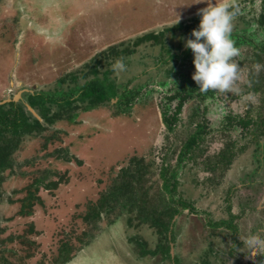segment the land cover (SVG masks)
<instances>
[{
  "label": "rangeland",
  "instance_id": "374dc122",
  "mask_svg": "<svg viewBox=\"0 0 264 264\" xmlns=\"http://www.w3.org/2000/svg\"><path fill=\"white\" fill-rule=\"evenodd\" d=\"M262 4V0H1L0 105L22 103L28 116L42 121L29 105V92L78 90L94 77L90 70L97 56L110 57L116 48L128 45L130 54H113L103 61L99 76L111 70L108 79L121 92L124 88L139 92L126 114H119L117 100L88 112L75 109L69 112L77 114L74 123L58 121L15 152L13 171L6 170L2 187L3 197L15 202L4 199L0 205V230L5 231L0 240L15 235L34 244L24 245L19 238L9 242L5 256L10 264H57L65 244L77 250L69 264H193L192 260L264 264V137H259L258 125L244 131L228 120H236L234 125L241 118L264 120V106L260 108L264 94L251 91L249 82L264 75V55L255 48L264 46V26L258 23ZM233 6H238V13L231 11ZM196 18L199 26L178 29L174 38L167 34L164 46L130 44ZM221 35L240 42L226 43L219 40ZM201 36L210 42L207 55L215 52L214 41L223 47L210 61L169 57V50L182 54ZM224 66L231 73L221 80L215 70ZM197 74L202 78L198 80ZM196 82L200 94L186 103L176 130L169 132L162 113L169 105L172 113L179 100L168 103L167 96ZM16 110L10 109L12 116ZM198 124L208 126L207 133L185 157L183 147ZM55 134L59 139L44 147ZM227 144L235 145L234 155L226 152ZM67 151L75 158L59 159L66 158ZM224 156L232 161L228 167L222 163ZM137 160L149 164L147 172L141 164L144 178L138 197L147 194L151 207L163 201L170 204L160 175L166 166L168 178L174 171L177 175L171 180L178 183L173 199L188 205L175 204L180 214L173 220L176 241L169 258L142 254L155 251L160 241L136 217L134 227L128 225L136 207L122 212L120 206L109 216L104 213L102 221L86 220L101 197H112L121 176L131 181ZM35 172L48 180L67 179L57 189H41L42 203L32 216L19 217V200L26 195L21 191L31 185ZM132 182L137 187L138 182ZM33 226L36 233L30 232Z\"/></svg>",
  "mask_w": 264,
  "mask_h": 264
},
{
  "label": "trees",
  "instance_id": "16d2710c",
  "mask_svg": "<svg viewBox=\"0 0 264 264\" xmlns=\"http://www.w3.org/2000/svg\"><path fill=\"white\" fill-rule=\"evenodd\" d=\"M262 3V13L258 18V23L261 25V27L264 26V0H262ZM237 8L238 6H233L231 11L234 13H238ZM200 24V20L196 18L193 19L191 24L188 25L180 24L172 29H166L160 32H150L139 37L135 42L130 44H132V46L134 47H138L145 43H151V45L153 46H164L167 43V40H169L167 34L170 33L171 35L169 37L174 38L175 31H177L178 29L190 30L196 26H199ZM202 29L209 30L210 28L204 27ZM228 39H230L228 35H221L219 38V40H224L226 43L234 42L235 44H237L240 42V40ZM207 41L208 39H206L205 37H197L188 45V47L182 54H180V52L172 53L173 50H169V57L174 60H189L194 57H197L199 60H201L204 57L208 61H210L211 58H214L215 53L218 50H222L223 47H220L217 42L218 40L214 41L215 52L212 51L211 54L207 55L209 49H206V46L210 43ZM255 48L258 50V53L264 55V46L262 48L255 46ZM130 51V45L125 46V48H116L114 53L111 51L112 53L110 57H114L113 54H115L116 56L121 55L122 57L127 56L130 54ZM255 56H258L259 58V54L256 53ZM110 57L105 58L104 56L103 59L97 56V63L90 70V74L94 77L82 84L81 87L78 88V90L65 91L63 89H60L59 91L51 93H30L28 95V102L35 111H38L42 121L38 118L28 116L22 107V103L17 104L15 101H11L7 104L0 105V205L2 202H5L4 199H7L6 203L8 204H14L15 202L14 199L12 200L3 197L2 187L7 180L5 172L6 170H9L10 172L13 171L12 168L14 165L13 162H15V152H18L20 150L22 144L25 143V141L30 140L34 137L42 136V134L45 133V131H47L50 126H53L58 121L67 120L70 123H74L76 121L77 114H69V112H75V109H82L83 111L88 112L102 105L105 106L107 104H112L114 100H117L116 105L118 107L119 114H126L129 112V109L130 107H132L133 104V99L136 95H138L139 92L134 94L133 92L126 91L125 88L124 91L121 92L119 86L115 82L109 81L108 79L109 72H111V70L103 71L101 72L102 77L99 76V66L101 67L103 65V61H107V59H109ZM210 65L211 63L206 64L207 67ZM230 71V67L224 66L223 68L215 70V77L221 80H225L230 77ZM200 73H203V70H201ZM83 76L84 78H86L87 74H84ZM201 78L202 76L198 74L197 79L199 80ZM73 80L76 79L74 78ZM249 82L251 84V91H253L254 93L264 94V75L261 74L257 78H253L252 80L250 79ZM198 89V83L193 86H181L180 91H178L172 96H167L166 99L168 103L179 100L178 105L172 113H170V105L162 113L163 124L169 132H174L176 130V126L180 122V116L183 113V109L186 103L189 100L193 99L195 95L200 94ZM59 99H62V102H60ZM263 106L264 104L261 105L260 108L262 109ZM14 108H17V110L15 114L13 113L14 115L12 116L10 109ZM53 108H57L58 110L52 112ZM67 113L68 115H66ZM228 120H230L229 125L232 124V127L239 126L244 131H247L250 128L251 124L258 125L261 128V131L258 133V135L259 137H264V120L256 122L249 118H241V120H239L238 118L239 121L237 125H234L233 123L236 120H233L232 118ZM230 127L231 126H227L226 129H231L232 127ZM207 129L208 126L204 124L197 125L195 133L193 134V136L190 137L189 140H187V143L183 147V156H188V154H190L193 149L198 146L199 142L202 140V137L205 135V133H207ZM56 139H59L56 134L54 136H51L50 138H47V142L44 147H46V145L50 142L53 143V141H55ZM24 148L25 147H23V149ZM234 148V144H227L225 150L226 152L234 155ZM182 154L180 156V160L183 159ZM222 154H225V152H223ZM66 155V158L61 157L59 159H66V161H70V159L72 160L75 158L70 157L68 151L66 152ZM223 159H226L222 161V163L225 164L224 166L228 167L231 165V159L227 158L226 156H224ZM141 164L144 165V171H148L147 165L149 164H145L144 160H137L138 168H136V170H134L133 173L130 174L131 181L126 179L125 176H121V178L115 182L117 184L115 185L112 193H110L109 195L112 197L110 199H107L106 197H101L99 202L90 207V213L86 214V220H88V222L91 220L102 221V216L104 213L109 216L113 210L120 206L123 208L122 212L126 209H129L130 211L131 207H136L138 210L135 213L136 216L131 217L128 220V225L130 227H134V218L136 217L139 221V224H146L148 227L154 230L155 234L158 235L160 241V243L158 244V248L155 251L142 250V254H152L153 256H155L160 253L164 258H169L171 257L170 251L173 248L172 243L174 244V241H176L174 235L173 220L176 215L180 214V210L175 206V204L178 203L182 205L183 208L188 207V205L182 202V200L175 201L173 199L172 195L173 192L176 191L178 183H172V181H175L177 175L174 171L168 178L167 174L169 172V169L166 166L162 167L163 170L161 171L162 173L160 175L164 179L162 187L169 195H171L169 198L170 200H168L170 204H166V202L163 201L164 203L160 202L158 206L155 205V207H151L149 206V203L151 202L147 201L148 199L145 198L147 194L143 193L144 197L143 195L141 198L138 197V193L139 195L141 193L139 192L138 186L144 178V176H141V170H143ZM47 173H50L51 175L54 174L52 172ZM32 175L34 177V180L31 185L29 187L27 186V188H24L23 191H21L23 193H26V195L21 200H19V202L21 203V209L18 212L19 217L25 218L32 216L35 206L37 204L42 203V198L39 195L41 189H57L60 183L67 179L65 178V176H59L58 180H48L49 178L46 175H42L40 177L36 172ZM126 175H129L128 170H126ZM22 176H25V174L23 173ZM132 180L138 182L137 187L132 182ZM119 217L121 216L118 215V218ZM4 232V229H1L0 235ZM30 232L36 233L34 226L31 228ZM16 238H19L24 245L32 246L34 244L33 240V242L26 241L24 240L26 238L15 235H11L5 241L0 240V264H10L7 260V256H5L8 252H10L7 245L9 242H13ZM74 250L75 249L69 246V244L61 246V248L59 249V255L55 260L57 264L71 263L75 259L77 254L74 252ZM30 256L31 255H29V257Z\"/></svg>",
  "mask_w": 264,
  "mask_h": 264
},
{
  "label": "crops",
  "instance_id": "0c3cea01",
  "mask_svg": "<svg viewBox=\"0 0 264 264\" xmlns=\"http://www.w3.org/2000/svg\"><path fill=\"white\" fill-rule=\"evenodd\" d=\"M197 75H198V74H197ZM211 248L213 249V246H212ZM212 249H211V250H212ZM214 251H215V250H214ZM193 254H194V253H193ZM193 254H190V255H192L191 258H193V256H195V255H193ZM192 263H193V264H200V263H199V260H198V263H195V262H193V260H192ZM209 263H210V262H207V264H209ZM203 264H205V263H203Z\"/></svg>",
  "mask_w": 264,
  "mask_h": 264
},
{
  "label": "clouds",
  "instance_id": "9594fccd",
  "mask_svg": "<svg viewBox=\"0 0 264 264\" xmlns=\"http://www.w3.org/2000/svg\"><path fill=\"white\" fill-rule=\"evenodd\" d=\"M31 92H29L28 94H30ZM2 105V104H1ZM30 105V104H29ZM32 108V107H31ZM33 109V108H32ZM34 110V109H33Z\"/></svg>",
  "mask_w": 264,
  "mask_h": 264
}]
</instances>
